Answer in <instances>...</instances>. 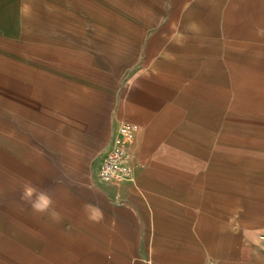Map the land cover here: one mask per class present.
<instances>
[{
  "label": "crops",
  "instance_id": "1",
  "mask_svg": "<svg viewBox=\"0 0 264 264\" xmlns=\"http://www.w3.org/2000/svg\"><path fill=\"white\" fill-rule=\"evenodd\" d=\"M156 5L158 10L147 17L134 14L132 20L143 24L126 35V51L142 55L147 66L131 76L127 104L119 102L118 89L104 79V71L82 72L73 76L82 94L76 108L53 112L51 106L45 110L53 113L50 125L37 113L29 123V132L49 148L51 163L65 168L64 175L53 166L51 178L64 181L65 176L72 182L76 200L70 203V222L75 228L76 214L81 215L82 239L49 238L46 233L36 240L12 239L5 234L21 232L22 224L9 226L0 210V264H264L262 190L237 191L246 196L236 210L234 182L231 189H219L218 163L185 157L165 164L176 165L177 171H162L156 165L165 161L150 157L146 147L152 117L147 101L168 93L173 77L207 71L192 74L194 87H217L219 70H241L244 85L252 84L246 78H264V0H160ZM4 34L11 35L0 30L1 40ZM123 52L116 48L118 67L124 63ZM209 112L214 110L202 118L211 123ZM118 113H134V120ZM122 120L137 126L128 146L133 175L99 181L94 176L97 159L111 129ZM4 159L0 154V164L22 179L21 163ZM76 245L83 248L76 251Z\"/></svg>",
  "mask_w": 264,
  "mask_h": 264
},
{
  "label": "rangeland",
  "instance_id": "2",
  "mask_svg": "<svg viewBox=\"0 0 264 264\" xmlns=\"http://www.w3.org/2000/svg\"><path fill=\"white\" fill-rule=\"evenodd\" d=\"M159 1L0 0V30L12 35L0 39V154L22 166L20 179L12 167L0 164L4 221L16 228L22 224L21 232L5 236L36 240L46 233L49 238L82 239L81 215L76 214L75 228L70 222L74 216L70 203L76 200L72 182L65 176L64 181L51 178L53 166L64 175L65 168L51 163L49 148L29 132V123L37 113L50 125L53 113H45L46 108L53 107V112L76 108L82 94L77 93L73 76L82 72L104 71V79L118 89L119 102L127 104L131 76L147 66L142 55L126 51V35L143 24L132 20L134 14L147 17L158 10ZM118 47L124 50L122 67L115 62ZM201 73L207 71L185 72L190 74L185 79L173 77L168 93L147 101L152 117L146 147L150 157L165 161L156 165L162 171H177L176 165L165 164L185 157L218 163L219 189H231L234 182L237 210L246 196L237 191L264 193V78H246L252 84L244 85L241 70H219L217 87L190 85L192 74ZM210 109L214 112L206 117L211 123L202 118ZM131 114L118 116L134 120Z\"/></svg>",
  "mask_w": 264,
  "mask_h": 264
},
{
  "label": "built area",
  "instance_id": "3",
  "mask_svg": "<svg viewBox=\"0 0 264 264\" xmlns=\"http://www.w3.org/2000/svg\"><path fill=\"white\" fill-rule=\"evenodd\" d=\"M137 126L122 120L110 131L109 137L97 159L94 176L99 181H119L133 175L129 143L134 138Z\"/></svg>",
  "mask_w": 264,
  "mask_h": 264
}]
</instances>
